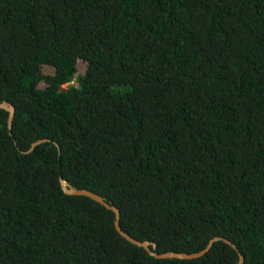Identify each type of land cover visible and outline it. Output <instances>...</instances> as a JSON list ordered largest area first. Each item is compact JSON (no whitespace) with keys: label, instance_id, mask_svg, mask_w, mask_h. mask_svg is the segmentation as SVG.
Segmentation results:
<instances>
[{"label":"trees","instance_id":"16d2710c","mask_svg":"<svg viewBox=\"0 0 264 264\" xmlns=\"http://www.w3.org/2000/svg\"><path fill=\"white\" fill-rule=\"evenodd\" d=\"M5 101L0 264H264V0H0Z\"/></svg>","mask_w":264,"mask_h":264},{"label":"water","instance_id":"95a60500","mask_svg":"<svg viewBox=\"0 0 264 264\" xmlns=\"http://www.w3.org/2000/svg\"><path fill=\"white\" fill-rule=\"evenodd\" d=\"M0 109L8 112V114H9L8 126H9V129L11 131L12 127H13L14 118H15V111H16L15 107L11 103L5 101V102L0 103ZM46 142H50V141L49 140H39V141L33 143L29 152H32L37 146L42 145ZM24 153H26V152H24ZM61 187H62L64 193L67 195L74 196V197L89 198V199L99 203L100 205H102L106 209L112 211L115 214V228H116L117 232L124 239H126L128 242H130L132 245L145 249L151 256H153L157 259H179V260L199 259V258L203 257L204 255H206L211 250V248L213 247V245L215 243L224 242L237 251L238 257H239V261L237 264H244L245 263V258L243 256V254L238 250L237 246L234 245L231 241H229L225 238H222V237L213 238L204 250L197 252V253L186 254V253L167 252V253H163V254H158V253H156L157 247H156L155 243H151L149 241H143L142 242V241L136 240L132 236H130L128 233L123 231V229L121 228V224H120L121 213H120L119 209L116 206H114L113 204L109 203L104 197H102V196H100L94 192H91L89 190H86V189H81V190L75 189L73 186H71L69 184L68 181H66L64 179H61Z\"/></svg>","mask_w":264,"mask_h":264},{"label":"rangeland","instance_id":"374dc122","mask_svg":"<svg viewBox=\"0 0 264 264\" xmlns=\"http://www.w3.org/2000/svg\"><path fill=\"white\" fill-rule=\"evenodd\" d=\"M80 68L83 69V66L81 65ZM79 72H80V69H79Z\"/></svg>","mask_w":264,"mask_h":264}]
</instances>
